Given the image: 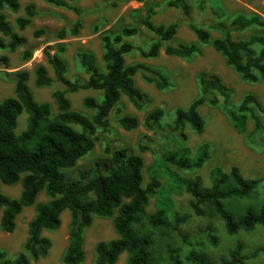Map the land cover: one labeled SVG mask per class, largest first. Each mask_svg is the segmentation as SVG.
Wrapping results in <instances>:
<instances>
[{
    "label": "trees",
    "instance_id": "16d2710c",
    "mask_svg": "<svg viewBox=\"0 0 264 264\" xmlns=\"http://www.w3.org/2000/svg\"><path fill=\"white\" fill-rule=\"evenodd\" d=\"M56 7L66 8L76 14L69 26H62L56 36L63 39L67 33L76 35L82 27L84 11L78 0H43ZM167 6L183 11L189 27L194 32V42H174L178 22L167 25L155 24L151 16L155 9L150 7L141 18L143 26L156 35L157 40L146 48L136 46L128 38L138 34L136 26H124L115 34L102 33L103 69L97 66L95 56L88 51L78 53V61L86 77L70 79L66 76V64L62 58L46 46L44 54L50 64L52 78L43 64L33 71L36 86L58 85L52 91L57 113L51 115L47 103H37L29 88V72L18 69L6 72L14 83V97L0 102V184L21 181L22 189L17 197L9 196L0 188V230L10 233L15 228V218L23 208L34 205V215L27 224V237L22 251L14 258L0 251V264H29L47 255L51 240L44 235L61 224V214L69 212L68 242L62 254L64 264H80L84 260L83 232L92 223L94 216L113 217L116 237L99 241L94 247V264H116L122 253L127 254L125 264H245L264 248L252 253H243V244L238 241L226 254L217 259L206 253L196 241L188 242L182 226L189 220L190 213L175 212L170 195L185 190L190 198L188 209L200 218H218L224 230L233 235L239 231H250L255 226L264 229V198L258 200L255 189L257 179L246 178L236 165L226 172L216 166L210 170V185H204L199 176H179L171 169L193 170L200 168L209 158L208 144H201L190 156L187 147L176 150H154L155 161L148 166L149 181L143 184V159L130 148L112 150L109 156L97 157L69 174L77 161L89 153L97 140L98 128L109 124V113L125 95L135 108L142 110L151 103V98L134 82V75L153 84L158 90L168 86L167 77L143 62L126 64L125 54L139 50L144 58H154L161 50L167 55L190 57L200 52V44H211L225 59L227 65L248 82H264V35H251L247 39L235 40L233 31L250 27L264 28V20L257 13H239L230 21H213L209 27L220 33L212 37L210 32L192 21L191 8L186 0H167ZM19 0H0V50L10 52L27 46L24 35L13 30L6 12H18ZM198 9H211L221 17L208 0H199ZM24 14L15 19L20 30L30 25L38 14L34 3L23 6ZM45 33L40 28L35 36ZM255 46H261L257 51ZM56 49L64 50L62 44ZM31 57L25 48L23 59ZM7 55H0V64L8 66ZM93 89L101 92L98 100L93 96L83 99L85 108L93 111L91 117L71 108L69 92ZM231 124L238 130L245 129L247 120L253 122L250 135L256 139L264 131L260 114H264V103L253 93H246L238 105L231 103V90L214 73H200L199 94L186 108H177L171 131L183 136L182 129L188 125L195 133L204 129V120L198 108L208 103H219ZM27 113L26 128L16 134L17 116ZM163 109H151L144 117V126L157 132L161 130ZM126 130L137 126L138 120L121 115L117 120ZM77 127V128H75ZM148 138L138 145L141 151L150 149ZM21 174L23 176L20 178ZM165 178L164 185L160 179ZM44 190L45 202H37L38 193ZM156 197V209L147 211L150 197ZM256 198V200H254ZM116 210V214L114 211ZM200 232L212 246L218 244L216 228L207 222ZM192 247L184 251L186 245ZM194 246H199L196 248ZM184 252V253H183Z\"/></svg>",
    "mask_w": 264,
    "mask_h": 264
},
{
    "label": "rangeland",
    "instance_id": "374dc122",
    "mask_svg": "<svg viewBox=\"0 0 264 264\" xmlns=\"http://www.w3.org/2000/svg\"><path fill=\"white\" fill-rule=\"evenodd\" d=\"M167 0H78L77 4L84 11L82 27L76 35H67L63 39L56 36V32L62 26H69L76 19V14L71 10L56 7L43 0H19L20 10L18 12L7 11V19L13 30L22 34L27 39V46L20 47L14 52L7 49L0 50V55H7L8 66L0 64V102L9 97H14V83L6 77V72L23 69L29 72L28 85L37 103H47L51 115L57 113L56 104L52 97L53 89L58 85L53 81L52 86H36L34 83V68L43 64L48 74L54 78L53 70L47 62L44 49L51 46L50 51L57 53L66 64V76L70 79L85 78L86 75L78 61L80 51L91 52L97 66L103 69V49L101 34L106 32L115 34L124 26H136L138 34L129 37L128 40L136 46L146 48L151 42L157 40L156 35L146 29L141 23L150 7L155 9L151 20L155 24L167 25L177 21L174 42H194L196 37L188 25L182 10L170 7L165 4ZM199 0H186L191 8L189 18L207 29L212 37L220 36V33L211 29L209 25L216 20L230 21L239 13H257L264 20V0H208L209 6L216 9L221 16L214 15L211 9L200 11ZM34 3L38 14L33 18L30 25L20 30L15 19L22 16L23 6L26 3ZM42 28L45 33L35 36L34 31ZM1 35V34H0ZM232 38L235 40L247 39L251 35H264V28L250 27L243 31H233ZM62 44L64 50L59 52L56 45ZM200 52L190 57H178L167 55L161 50L154 58H144L139 50L133 49L125 54L126 64L143 62L152 68L160 71L168 79V86L158 90L153 84L145 82L139 73L134 75V82L143 92L151 98V103L142 110L134 105L123 95L117 105L109 113V124L106 128H98L97 140L92 150L77 161L72 168L65 169L69 174L74 175L77 168L88 164L94 158L109 156L112 150L122 147L130 148L134 153L143 159V184L149 181L147 168L154 161V150H176L180 147H187L190 156H193L197 148L208 144L209 158L200 167L193 170H178L174 167L179 176L190 178L199 176L204 185H210V170L216 166L228 171L232 165L239 167L242 175L246 178L259 180L255 195L258 200L264 198V131L257 134L256 139L250 135L253 128L252 120L248 119L245 129H236L228 119L219 103L210 105L202 104L198 111L204 120V129L201 133H195L188 125L182 129L183 136L171 131V125L177 108H186L190 102L199 94L200 73H214L231 90V103L238 105L246 93H253L261 103H264V82H248L241 79L239 74L232 67L226 64L224 57L216 51L211 44H200ZM25 48L31 51V57L22 58ZM261 46H255L258 51ZM86 96L101 98V92L93 89H79L69 92L67 97L71 108L91 117L93 111L85 108L83 99ZM163 109V116L160 120L161 130L157 132L149 130L144 126L145 115L153 108ZM121 115L133 116L138 120L135 128L126 130L117 120ZM27 113L22 111L16 120L14 129L19 134L26 128ZM264 124V114H260ZM77 128V127H75ZM145 138L150 142L148 150L141 151L139 143ZM23 176L21 174L20 178ZM164 185L165 178L160 179ZM1 191L9 196L17 197L22 189L21 181L13 184H0ZM172 208L175 212L190 213L189 220L182 226V231L188 235V242L202 245V249L217 259L220 255L226 254L240 241L243 244V253L250 254L256 248H264V229L255 226L250 231H239L229 235L218 218H200L191 214L188 209L190 195L182 190L179 193L170 195ZM49 198L44 190H41L35 203L45 202ZM256 200V198L254 199ZM156 209V197L149 199L148 212ZM34 205L25 207L15 218V228L10 233L0 230V251L5 252L9 259L14 258L22 251L24 241L27 237V224L34 215ZM116 214V210L114 211ZM1 216V208H0ZM113 217L94 216L92 223L83 232L84 260L80 264H94V247L99 241H106L116 237L112 223ZM210 222L216 228L218 244L212 246L208 243L200 229ZM69 212L65 210L61 214V224L53 231H45L44 235L50 238L51 247L46 256L29 264H64L62 254L68 242ZM192 247L191 244L184 247V251ZM197 249L199 246H194ZM184 253V252H183ZM127 254L122 253L116 264H125ZM245 264H264V251H260L254 257L249 258Z\"/></svg>",
    "mask_w": 264,
    "mask_h": 264
}]
</instances>
